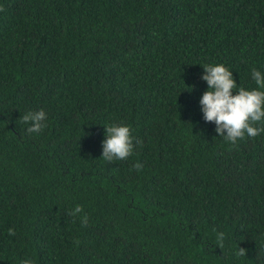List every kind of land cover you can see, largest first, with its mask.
Masks as SVG:
<instances>
[{"label": "trees", "instance_id": "obj_1", "mask_svg": "<svg viewBox=\"0 0 264 264\" xmlns=\"http://www.w3.org/2000/svg\"><path fill=\"white\" fill-rule=\"evenodd\" d=\"M0 8V264H264V133L226 142L200 105L206 64L257 89L264 0ZM121 123L134 153L105 161Z\"/></svg>", "mask_w": 264, "mask_h": 264}, {"label": "clouds", "instance_id": "obj_2", "mask_svg": "<svg viewBox=\"0 0 264 264\" xmlns=\"http://www.w3.org/2000/svg\"><path fill=\"white\" fill-rule=\"evenodd\" d=\"M0 11H3L0 8ZM205 74L201 77L208 85L200 100L203 118L207 123L216 125L215 131L226 142L233 145L247 138H256L264 133V73L253 68L252 79L257 89L246 90L238 86L233 72L223 64H206L202 66ZM47 114L41 109L23 114L20 123L29 124V133L39 134L47 127ZM257 125H261L257 127ZM105 128V139L102 142V159L108 162L129 159L135 148L132 130L129 126L111 124ZM140 170L142 165L133 166ZM83 212L81 206L69 212L76 216ZM88 217L82 216L81 223L86 226ZM9 235H15L14 229H9ZM223 233L218 234V242L223 247ZM237 257L247 255L245 249L239 247ZM21 264H33L31 259H24Z\"/></svg>", "mask_w": 264, "mask_h": 264}]
</instances>
